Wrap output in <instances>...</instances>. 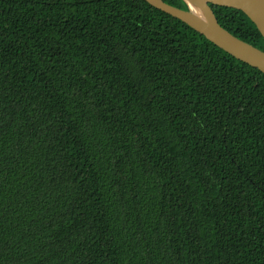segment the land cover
Here are the masks:
<instances>
[{
  "label": "trees",
  "instance_id": "trees-1",
  "mask_svg": "<svg viewBox=\"0 0 264 264\" xmlns=\"http://www.w3.org/2000/svg\"><path fill=\"white\" fill-rule=\"evenodd\" d=\"M0 264H264V72L147 0H0Z\"/></svg>",
  "mask_w": 264,
  "mask_h": 264
},
{
  "label": "water",
  "instance_id": "water-1",
  "mask_svg": "<svg viewBox=\"0 0 264 264\" xmlns=\"http://www.w3.org/2000/svg\"><path fill=\"white\" fill-rule=\"evenodd\" d=\"M153 6L175 16L205 35L236 58L264 72V50L235 36L224 28L210 3L243 10L264 36V0H185L189 9L165 0H147Z\"/></svg>",
  "mask_w": 264,
  "mask_h": 264
}]
</instances>
